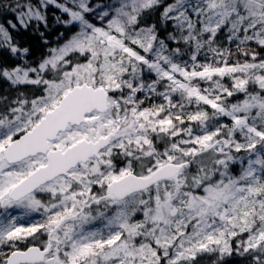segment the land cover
Returning a JSON list of instances; mask_svg holds the SVG:
<instances>
[{"label": "snow or ice", "instance_id": "obj_1", "mask_svg": "<svg viewBox=\"0 0 264 264\" xmlns=\"http://www.w3.org/2000/svg\"><path fill=\"white\" fill-rule=\"evenodd\" d=\"M0 264H264V0H0Z\"/></svg>", "mask_w": 264, "mask_h": 264}, {"label": "trees", "instance_id": "obj_2", "mask_svg": "<svg viewBox=\"0 0 264 264\" xmlns=\"http://www.w3.org/2000/svg\"><path fill=\"white\" fill-rule=\"evenodd\" d=\"M26 43L31 44L34 54L38 57L42 51L38 43L35 40H26Z\"/></svg>", "mask_w": 264, "mask_h": 264}]
</instances>
